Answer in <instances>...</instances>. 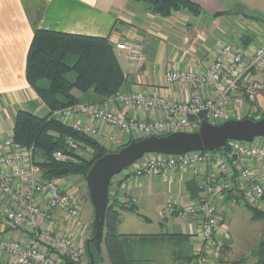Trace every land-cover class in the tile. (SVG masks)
Segmentation results:
<instances>
[{"label": "built area", "instance_id": "built-area-1", "mask_svg": "<svg viewBox=\"0 0 264 264\" xmlns=\"http://www.w3.org/2000/svg\"><path fill=\"white\" fill-rule=\"evenodd\" d=\"M117 49L127 53L131 68L138 70L144 66L146 54L141 45L119 43ZM164 78L170 86L191 90L192 95L186 101L132 91L115 97L116 102L127 108L136 106L165 112L167 117L163 120H127L106 104H78L54 115L75 131L101 142L107 150L125 144L121 138L116 139L113 130L139 140L178 132L195 133L203 121L221 125L254 116L258 98L264 96V41L247 47L220 43L209 66L190 71L169 69ZM81 119L105 124L110 132L84 124ZM227 146L228 150L218 153L190 152L181 156L152 153L143 163L126 169L123 182L124 188H129L153 174L166 179L174 173L205 168L207 175L198 200L188 206L170 201L162 210V218L179 217L196 224L195 253L203 260L211 258L212 263L217 262L224 250L218 237L223 236L225 218L218 215L216 204L236 188L235 173L246 190V202L264 211V186L256 179L252 166L253 161L264 162V145L255 141H231ZM66 147L76 150L79 145L69 138ZM53 157L56 161L72 160L63 150L55 152ZM79 191L67 179L43 180L33 152L19 145L13 137L3 140L0 143V211L8 226L25 233L27 238L15 240L0 235V255L10 260L0 259V264H83L86 247L62 229L63 221L74 227L81 226L84 198ZM230 202L237 204L235 199Z\"/></svg>", "mask_w": 264, "mask_h": 264}, {"label": "crops", "instance_id": "crops-1", "mask_svg": "<svg viewBox=\"0 0 264 264\" xmlns=\"http://www.w3.org/2000/svg\"><path fill=\"white\" fill-rule=\"evenodd\" d=\"M191 1L201 6L202 14L209 11L214 17L216 13L226 11L216 0ZM182 12L174 13L169 18H163L154 14L148 4L133 0H0V143L8 137H13L15 116L18 110H26L35 115L45 112L43 116L50 113L26 77L28 52L35 31L33 23L41 30L109 38L115 47L116 55L126 77L120 93L127 94L132 91L144 93L147 96H160L173 101H186L192 95L191 90L167 84L164 78L165 72L169 69L190 71L196 70L197 67L209 66L214 61L220 43L244 46L241 38L251 34H245L236 43H229L228 39L214 41V38H211L209 43L205 44L202 38L204 35H201V30L198 28L205 25L203 20H201L203 23H191L187 21L186 17L182 18ZM200 16H195V19H200ZM234 16L236 15H232V17ZM222 17L224 18V16ZM215 19L217 20V18ZM255 27L253 33L259 34V41H254V37L251 45H260L264 41V29L259 25ZM202 31H207L206 27ZM193 35L199 38L190 39ZM126 42L143 47L146 62L141 69L131 68L126 58L127 53L117 49V44ZM74 93L81 97L79 92ZM105 104L127 120L152 122L167 117V114L160 110L136 106L127 108L122 103L116 102L115 98L107 100L103 105ZM262 105L264 106L263 95L258 98L257 109L264 113ZM243 118L241 117V119ZM81 122L110 132L105 124L91 122L88 119H81ZM115 131L113 130L112 134L116 139L121 138L124 143L130 141V138ZM136 138L133 137V139ZM99 143L104 147L101 142ZM255 143L264 145V140H255ZM252 166L256 179L264 186V162L253 161ZM189 175L186 177L174 174L163 181L169 182V184L177 183L183 188V184L187 185L188 182L194 180L202 187L207 170L201 168ZM124 176H118L119 180L117 182L114 180L111 187L112 200H118L120 203L124 202L121 195L125 188L123 184L119 185V183ZM79 181H82L80 177ZM236 184L238 186L234 192L243 194L245 197V188L241 187L239 182ZM140 185L139 183L138 186ZM81 192L83 193L84 190L82 189ZM82 193L81 197L84 195ZM182 197V199H176L181 205L188 206L193 203L190 196L185 197L182 194ZM229 202L227 196L217 201L221 206H225ZM168 222L169 219L165 220V223L161 222L164 226L162 228H165ZM80 223L81 226L74 227V225L63 221L62 229H64V233L72 235L79 244L86 247L92 222L83 221L80 217ZM175 230H172L173 233L192 235L190 242L187 243L185 254L179 251L182 250L180 243L159 241L155 246L149 247L152 249L139 251L142 254L141 260L144 261L139 264H231L227 261L228 248L223 250L217 262L214 263L210 261L211 258L197 261L194 257L189 260L190 255H196L198 226L193 223L185 232ZM0 235L3 238L15 240L27 238L25 233L8 226L1 211ZM0 259L4 262L10 261L5 255H0Z\"/></svg>", "mask_w": 264, "mask_h": 264}, {"label": "trees", "instance_id": "trees-1", "mask_svg": "<svg viewBox=\"0 0 264 264\" xmlns=\"http://www.w3.org/2000/svg\"><path fill=\"white\" fill-rule=\"evenodd\" d=\"M133 1L148 4L154 14L163 18H169L174 13L182 11L200 16L203 11L200 5L191 0ZM227 13H216L214 17H222ZM238 14L246 19H251L245 16L242 11L231 12V15ZM251 20L259 21L257 19ZM33 26L35 31L28 52L26 77L50 113L41 117L26 110H18L15 116L13 139L25 149L33 152L34 163L40 167L43 180L67 179L70 175H75L86 181L87 174L94 162L108 154L109 151L99 142L64 124L54 114L78 104L103 105L107 100L115 98L121 92L126 81L125 73L116 55L115 47L109 38L41 30L37 28L35 23ZM241 40L247 47L251 45L254 36L247 35ZM71 72L76 74L74 81L67 77ZM75 91L79 92L81 97L75 95ZM261 118H264V113L257 109L254 116H246L243 119L258 120ZM69 138L74 140L80 148L83 146L90 147L93 151V158L86 160L81 158L76 150H69L66 147V141ZM135 140L138 139H131L127 144ZM228 149L229 146L223 150ZM60 150L69 155L75 164L70 165V160L56 161L53 155ZM65 168L68 169V173L61 175L60 171ZM237 178V176L234 177L236 188L238 186L236 182H239ZM124 180L125 178L119 185L123 184ZM113 183L112 181L110 184L111 205L106 217L104 241L110 264H139L144 262L141 260L142 254L140 252L145 249H152L149 247L155 246L156 242L159 241L178 242L182 249L179 251L185 254L188 247L187 243L192 237L190 234H120L118 225L121 223V212H133L135 207L127 206L118 200H112L111 187ZM187 189L192 201L198 200L203 192V187L194 180L187 183ZM234 191L235 189L227 193V201L235 199L237 205H243L249 209L252 213V220H264V211L251 206L246 202L243 194ZM90 230L92 231L91 226ZM227 248L228 245L225 243L224 250ZM255 254L256 262L254 264H264V239L260 242ZM85 257H87L88 263L83 260V264H89L87 253ZM194 257L197 261L202 260L199 255H190L189 260ZM231 264H244V261Z\"/></svg>", "mask_w": 264, "mask_h": 264}, {"label": "rangeland", "instance_id": "rangeland-1", "mask_svg": "<svg viewBox=\"0 0 264 264\" xmlns=\"http://www.w3.org/2000/svg\"><path fill=\"white\" fill-rule=\"evenodd\" d=\"M216 1L220 6L223 7L224 10H226L224 11L225 13L229 12L224 16V18L220 17L216 20L215 17H213V15L209 11H207L200 16V19H195L196 17L190 12H182V18L186 17L187 21L191 23H205V25L198 27L201 30V35H204L202 36V38L204 39L205 44L209 43L208 41L211 40V38H214V41H218L219 39H228L229 43H236L239 38L245 36V34L247 33H250L255 37L254 41H259V34H255L253 33V31H255L256 25H259L264 29V23L261 21L246 19L244 16H239L240 14H238V16L236 15L232 17L231 12L237 13L242 11L244 7H248L250 9H256L264 13V0ZM201 20H203V22H201ZM205 27L207 31L204 32L206 33L202 31V29L204 30ZM211 35L214 37H212ZM198 38V36L193 35L190 39L195 40ZM67 77L70 78L71 81H74V79H76V74L71 72L67 75ZM262 107L264 108L263 105ZM44 114L45 112H39L38 116H43ZM131 139H133V137H131L130 140ZM259 139L264 140L263 138H258L256 140ZM128 142L129 141H127V143ZM127 143H125L124 145H126ZM124 145H121L115 149L110 148L108 151L109 153L116 152ZM76 151L78 155L83 159L91 160L93 158V151L90 147H78ZM149 155L151 154L145 155L144 158H142L135 164L138 165L143 163L146 156ZM126 171L127 170H125L118 176L125 175L126 177ZM192 171L193 170L187 171L185 173L174 174L187 177L189 174H191ZM118 176L114 177L112 181L114 182L115 180V182H117L119 180L117 179ZM170 176L171 175H169V177ZM67 179L70 181L74 188L80 190V192H78L79 195H81L82 193L81 190H84V192L82 193L84 194V201L81 208V219L86 222H93L94 211L90 202L86 181L83 180V178H81L82 181H79V177L75 175H70ZM139 183L141 184L140 186H138L137 184H132V187L130 186L131 188H125L124 191H122L121 196L124 198L123 204L127 206H135V211L121 212V223L118 225V232L120 234H170L173 233L172 230L175 229L178 232H185L188 230V227L193 225L190 220H182L179 217L162 218V210L170 201H177L176 199L179 200V198L182 199V194L185 195V197L190 196L186 184H183V188L177 183L169 184V182H164L162 177L155 174L140 179ZM203 186L204 185H202V187ZM113 196L115 195L113 194ZM177 202L180 203L179 201ZM216 207L218 215H222L225 218L224 226L222 227L224 238L222 236H219L218 239L221 242L219 240L218 241L221 245L222 242L223 245L225 244V242L228 245L229 254L227 261H229V263L244 261V264H254L256 262L255 253L259 247L260 242L264 239V220H252V213L249 211V209H247L243 205L233 204L232 202L227 203L225 206H221L217 203ZM168 219L169 222L167 226L165 228H162L163 224L161 222L165 223V220ZM89 235L90 238L91 233H89ZM84 261L85 263H88L87 257H85ZM103 264H110L104 246Z\"/></svg>", "mask_w": 264, "mask_h": 264}, {"label": "water", "instance_id": "water-1", "mask_svg": "<svg viewBox=\"0 0 264 264\" xmlns=\"http://www.w3.org/2000/svg\"><path fill=\"white\" fill-rule=\"evenodd\" d=\"M242 13L264 23V13L259 10L244 7ZM258 138L264 139V118L231 120L221 125H211L203 121L198 132L148 136L132 141L119 151L110 152L95 161L86 177L94 211L91 237L86 242L89 264H98L97 261L103 264L106 217L111 205L110 184L114 177L147 154L181 156L190 152L218 153L231 141L253 143ZM69 164L73 165L75 161L70 160ZM67 173V168L60 171L61 175Z\"/></svg>", "mask_w": 264, "mask_h": 264}, {"label": "flooded vegetation", "instance_id": "flooded-vegetation-1", "mask_svg": "<svg viewBox=\"0 0 264 264\" xmlns=\"http://www.w3.org/2000/svg\"><path fill=\"white\" fill-rule=\"evenodd\" d=\"M98 262V261H97ZM98 264H99V262H98Z\"/></svg>", "mask_w": 264, "mask_h": 264}]
</instances>
